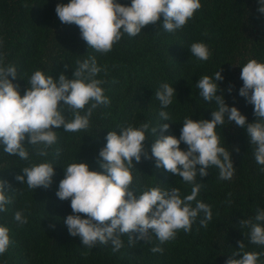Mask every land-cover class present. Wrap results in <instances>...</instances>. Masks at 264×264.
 I'll return each mask as SVG.
<instances>
[{
  "label": "trees",
  "instance_id": "16d2710c",
  "mask_svg": "<svg viewBox=\"0 0 264 264\" xmlns=\"http://www.w3.org/2000/svg\"><path fill=\"white\" fill-rule=\"evenodd\" d=\"M68 2L0 0V54L5 65L16 67L17 79L13 83L19 85L21 95L30 87L28 82L35 71L54 79L63 73L71 79L77 61L94 56L98 66L107 70L96 78L105 81L101 87L110 100L109 105L93 110L87 130L66 132L62 126L53 128L57 142L48 149L47 156H37L27 139V160L5 153L0 145V179L15 189L7 193L12 203L0 212V226L9 229L10 238L7 250L0 254V264H225L239 251L237 241H243L244 251L264 253V246L250 242V227L239 223L251 220L264 225L255 220L258 212L264 210V165L255 160V145L250 143L246 128L227 118L224 125L217 126L216 133L220 146L231 153L233 177L220 180L215 166H209L207 176L196 177V183L202 184L196 199L208 204L213 213L206 228L199 223L204 215L200 213L189 232L181 229L174 240L163 244L150 232L151 239L147 241L136 240L139 234L133 233L136 241L132 244L127 234L121 235L123 246L117 251H113L111 241L97 242L88 248L78 236H71L64 224V219L72 214L70 200L62 201L56 196L69 164L84 162L89 170L102 171L98 154L106 144L107 132H119L129 125L139 128L142 123L149 124L143 145L150 158L142 155L139 163L133 160L131 189L137 196L151 187L178 188L182 199L191 194L192 184L163 167H155L151 146L161 134L178 139L185 117L211 120L217 105L214 100L203 99L196 83L205 75L214 79L221 69L223 80L217 81V95L222 94L229 107H236L247 123L257 119L254 106L239 95V90L243 86L242 66L251 59L264 63V14L258 11V0H200L201 8L181 29L165 31L161 16L156 24L143 27L136 36L123 34L108 53L88 47L75 24L61 23L55 7ZM117 2L131 4V0ZM196 42L209 47L208 60L201 61L191 54L190 47ZM64 65H68L67 70ZM163 83L175 89L172 103L166 108L155 96ZM62 111L67 120L72 119L66 105ZM160 111L167 112L169 120H162ZM165 123L169 129L161 133L159 127ZM152 128H157L156 135ZM57 148L61 149L59 156L55 154ZM180 148L186 150L187 146L181 142ZM43 162L54 165L49 188L31 190L26 179L23 184L15 179L23 175L24 167ZM17 211H23L27 223L21 225L14 219ZM155 246L162 248L163 253H153ZM258 264H264V255Z\"/></svg>",
  "mask_w": 264,
  "mask_h": 264
},
{
  "label": "clouds",
  "instance_id": "9594fccd",
  "mask_svg": "<svg viewBox=\"0 0 264 264\" xmlns=\"http://www.w3.org/2000/svg\"><path fill=\"white\" fill-rule=\"evenodd\" d=\"M258 2V11L264 14V0ZM200 8V0H131L130 6L117 0H69L67 4L58 3L55 12L61 23L75 24L79 28L88 47L99 53H108L123 34L136 36L143 27L156 24L161 16L165 31L181 29ZM190 52L201 61L208 60L211 55L203 42L193 43ZM64 68L67 70L68 65ZM101 71L106 73L107 70L98 66L94 56L77 61L71 79L63 73L54 79L37 70L30 77V87L21 95L19 85L13 83L17 79L16 67L5 65L4 56L0 54V145H3V151L27 160L29 152L24 144L27 139V143L34 146L35 154L44 157L57 142L53 128L62 126L66 132L87 130L93 110L99 105L110 104L101 87L105 81L96 78ZM221 71L215 73L214 79L205 75L196 83L203 99L214 100L217 105V110L211 113V120L185 117L178 139L161 134L151 146L155 167H163L192 184L191 194L182 199L178 188L151 187L137 196L130 187L133 160L139 163L142 155L145 159L150 158L143 145L149 124L142 123L139 128L129 125L119 132L108 131L106 144L98 154L102 171L89 170L84 162H73L64 169V178L59 181L56 196L62 201L70 200L72 209V214L64 219L71 236H78L88 248L97 242L111 241L113 251H117L123 246L120 239L123 234L129 236L130 244L136 240H150V232L161 244L174 240L179 230L185 233L191 230L200 213L204 215L199 223L206 228L213 213L208 204L196 199L202 187L201 183H196V177L207 176L209 166H215L219 169L220 180H230L235 170L230 151L220 146L216 133L217 126L224 125L225 118L240 128H246L250 143L255 145V160L264 165V63L251 59L241 68L243 86L239 95L254 106L257 119L252 123H247L236 107H229L222 94L217 95V81L223 80ZM228 91L231 92V87ZM174 94L175 89L168 83L161 84L155 92L162 108L172 103ZM63 105L71 112V120L63 114ZM159 116L162 120H169L165 111H160ZM159 129L161 133L166 132L169 124H162ZM151 131L156 135L157 128ZM181 142L187 146L186 150H181ZM235 150L239 151L238 148ZM60 152L61 149L57 148L56 156ZM53 166L43 162L24 167L23 175H17L15 179L22 184L26 179L31 190L47 189L55 174ZM9 190L15 189H11L8 181L0 179V212H5L6 205L12 203V197L7 194ZM14 219L21 225L27 223L23 211L15 212ZM255 220L264 222V210L258 212ZM239 223L242 227H250L252 244L264 246V225L251 220H240ZM133 233L139 234L136 240ZM9 244V229L0 226V254ZM237 244L239 251L234 252L225 264H258L264 255L244 251L243 241H237ZM151 251L163 253L164 250L155 246Z\"/></svg>",
  "mask_w": 264,
  "mask_h": 264
}]
</instances>
